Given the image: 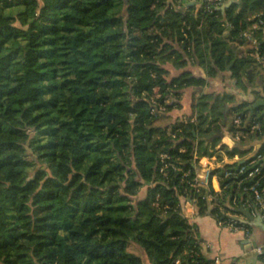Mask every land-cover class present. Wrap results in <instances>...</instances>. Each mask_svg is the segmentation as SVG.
<instances>
[{"label":"trees","instance_id":"trees-1","mask_svg":"<svg viewBox=\"0 0 264 264\" xmlns=\"http://www.w3.org/2000/svg\"><path fill=\"white\" fill-rule=\"evenodd\" d=\"M219 1L0 0V264H212L184 204L237 207L190 186L193 157L232 112L262 110L202 92L218 72L248 76L234 41L264 19V0ZM186 92L188 121L155 125Z\"/></svg>","mask_w":264,"mask_h":264},{"label":"crops","instance_id":"crops-1","mask_svg":"<svg viewBox=\"0 0 264 264\" xmlns=\"http://www.w3.org/2000/svg\"><path fill=\"white\" fill-rule=\"evenodd\" d=\"M198 1L200 0H182V2L186 4H193ZM229 1L233 2L237 0H226V2ZM254 16L252 19H254ZM257 28L260 27L254 22L245 31L252 32L253 37L257 38L254 34V31ZM224 35L229 36L228 27H226ZM261 35L263 36L262 32ZM241 39H243V42L241 43L237 40L234 41L240 56L250 55L255 59L252 68L248 70V76L242 78L240 81L232 77L229 71L218 72L215 76L206 77L207 82L202 88L203 93H213L215 96L226 97L227 102L225 107L227 106V110L244 101L251 102L255 99H260V89H262L264 84V61L258 59L253 53V50L250 51V49H253V42L251 40H248L244 36H241ZM238 48H242V51H239ZM186 68L192 70L196 75H204L203 70L197 65H188ZM169 70L174 72L172 68ZM257 70L259 71L258 74L256 73ZM175 71L176 73L171 74L176 75L179 73L178 70L175 69ZM182 98L181 105H184V107L182 106V110H186L185 112L189 114L191 112V92H186ZM217 138L219 139L213 144L214 140ZM206 139L210 142L209 145H206L207 151L202 154H197L201 157L203 163H207L212 169L217 170L221 161L225 162L228 159H235V155L230 156L227 150L223 147L226 146L228 149H231L236 144L232 138L230 130L225 126L221 125L219 131L217 130L210 138ZM214 186L216 188L218 186L215 179ZM194 212L191 221L196 225L200 250L206 260L212 261V264H264V258L262 255L253 250L255 245L264 246V224L256 223V220L249 221L251 226V236L249 241L248 238L244 237L242 232L231 231L228 228L219 225L208 210L206 213L198 214L195 207ZM233 212L240 218L244 217L241 213L236 212L235 209ZM251 214L255 217L258 215Z\"/></svg>","mask_w":264,"mask_h":264},{"label":"built area","instance_id":"built-area-1","mask_svg":"<svg viewBox=\"0 0 264 264\" xmlns=\"http://www.w3.org/2000/svg\"><path fill=\"white\" fill-rule=\"evenodd\" d=\"M204 2L208 11H212L213 6L220 3L219 0H204ZM254 22L260 28L262 27L261 31L264 36V19L261 14L254 16ZM241 36L253 42V53L261 60L259 53L260 41L253 37L252 32L244 31ZM263 111L264 106H262L261 111H251L245 114L237 113L232 118V130L230 132L234 142H246L243 144V148H247L248 151L243 155L235 154V159L221 161L219 168L215 171L209 164L203 163L201 157L195 153L193 157V177L189 184L196 192H200L202 189L206 190L205 197L210 202V208L228 192L230 206L244 207L251 213L258 214L264 220V150H260L261 145L264 143ZM183 121L187 122L188 120L184 119ZM191 121H196V117H192ZM257 133L262 138H254L253 135ZM189 173L188 170L184 175ZM214 179L217 181V188L214 186ZM195 207L196 198H188L184 206L185 215L191 218L195 213ZM210 214L219 225L231 231L242 232L244 237L250 241L251 228L247 225L248 222L243 219L244 217L240 218L230 210L223 211L220 217ZM253 250L260 255L264 254L263 245H255ZM173 264H199V262L195 260V257L189 261H183L178 257L173 261Z\"/></svg>","mask_w":264,"mask_h":264},{"label":"rangeland","instance_id":"rangeland-1","mask_svg":"<svg viewBox=\"0 0 264 264\" xmlns=\"http://www.w3.org/2000/svg\"><path fill=\"white\" fill-rule=\"evenodd\" d=\"M241 49V50H240ZM238 50L239 51H242V48H238ZM243 53V52H242ZM170 68H172L171 66H169ZM173 70H174V72H171L170 70H169V73H170V75H172L171 73H176V71H175V68H172ZM259 69H260V67H259ZM258 69V70H259ZM256 70V69H255ZM256 71V73L258 74L259 73V71ZM256 74V75H257ZM169 75V76H170ZM182 99H184V98H182ZM181 104H182V102H181ZM182 106L184 107V105H181V107L179 108V110H177V111H175L174 113L172 112L171 114H168V113H166V114H164V115H161V116H159L156 120H155V122H154V124L155 125H168V124H170V123H172L176 118H178V117H180V118H183V120L184 119H188V116H187V113L184 111V110H182ZM241 110V112H244V110H243V107L240 109ZM235 114H237L236 112H232L231 114H230V117H229V119H227L226 121L224 120V122H223V126H225L227 129H229L230 127H231V125H232V118H233V116L235 115Z\"/></svg>","mask_w":264,"mask_h":264},{"label":"water","instance_id":"water-1","mask_svg":"<svg viewBox=\"0 0 264 264\" xmlns=\"http://www.w3.org/2000/svg\"><path fill=\"white\" fill-rule=\"evenodd\" d=\"M231 1L227 2L226 4H224L223 6L220 7L221 10H224V8L230 3ZM261 91V98L258 99L255 103H254V107H258V106H264V90H263V87L262 89H260ZM227 111V106L225 107V110L224 112ZM264 113V111H263ZM216 136V135H215ZM214 138V137H212ZM235 211L238 212V213H241L243 216H244V220L246 222L249 223L250 220H256V223H260V224H264L262 218L260 216L257 215V217L253 216L249 211L248 209L244 208V207H238V208H235Z\"/></svg>","mask_w":264,"mask_h":264}]
</instances>
